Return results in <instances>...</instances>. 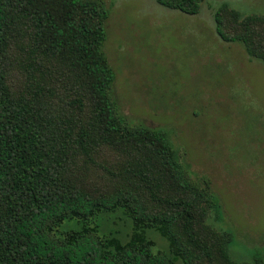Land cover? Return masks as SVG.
<instances>
[{"label": "trees", "instance_id": "obj_1", "mask_svg": "<svg viewBox=\"0 0 264 264\" xmlns=\"http://www.w3.org/2000/svg\"><path fill=\"white\" fill-rule=\"evenodd\" d=\"M104 1L0 0V264H173L150 242L106 243L88 226L120 208L158 230L183 264H264L233 260L234 233L207 223L220 207L212 181L194 178L166 131L122 113ZM157 2L187 15L201 9V0ZM215 22L225 43L264 63V17L223 7ZM14 45L22 92L7 83ZM69 219L83 226L57 237Z\"/></svg>", "mask_w": 264, "mask_h": 264}, {"label": "rangeland", "instance_id": "obj_2", "mask_svg": "<svg viewBox=\"0 0 264 264\" xmlns=\"http://www.w3.org/2000/svg\"><path fill=\"white\" fill-rule=\"evenodd\" d=\"M104 2L110 12L105 51L117 75L113 92L122 113L166 131L194 178L212 181L220 207L209 212L207 223L234 233L233 260L264 261V63L242 44L225 43L215 22L223 7L242 18L264 17V0H201L198 15L157 0ZM11 53L16 61L7 83L22 92L20 46ZM82 226L69 219L55 235ZM88 226L106 243L150 242L154 254L183 264L158 230L138 226L124 209L101 213Z\"/></svg>", "mask_w": 264, "mask_h": 264}]
</instances>
